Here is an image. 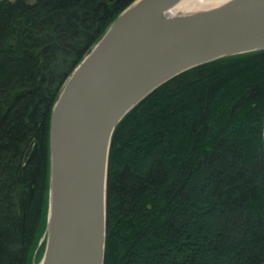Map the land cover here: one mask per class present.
Wrapping results in <instances>:
<instances>
[{"label": "trees", "instance_id": "obj_1", "mask_svg": "<svg viewBox=\"0 0 264 264\" xmlns=\"http://www.w3.org/2000/svg\"><path fill=\"white\" fill-rule=\"evenodd\" d=\"M133 1L0 0V264H32L55 100ZM263 130L264 50L198 64L147 95L113 133L104 264H263Z\"/></svg>", "mask_w": 264, "mask_h": 264}, {"label": "water", "instance_id": "obj_2", "mask_svg": "<svg viewBox=\"0 0 264 264\" xmlns=\"http://www.w3.org/2000/svg\"><path fill=\"white\" fill-rule=\"evenodd\" d=\"M178 1L131 2L64 81L50 118L49 208L40 264H104L112 138L129 111L193 66L264 50V0H226L164 17Z\"/></svg>", "mask_w": 264, "mask_h": 264}, {"label": "bare ground", "instance_id": "obj_3", "mask_svg": "<svg viewBox=\"0 0 264 264\" xmlns=\"http://www.w3.org/2000/svg\"><path fill=\"white\" fill-rule=\"evenodd\" d=\"M224 1L226 0H179L178 2L167 8L163 16H180L183 14H188L217 6L223 3Z\"/></svg>", "mask_w": 264, "mask_h": 264}, {"label": "rangeland", "instance_id": "obj_4", "mask_svg": "<svg viewBox=\"0 0 264 264\" xmlns=\"http://www.w3.org/2000/svg\"><path fill=\"white\" fill-rule=\"evenodd\" d=\"M85 56V55H84ZM82 60V59H81ZM49 208V207H48ZM46 231V229H45ZM45 231L43 232V235L41 236V238L39 239L38 243H37V246L34 250V253H33V259H32V264H39L40 263V260H36V254H37V251L38 249L40 248L41 244L43 243V241L45 242L46 244V234H45ZM45 249V248H44ZM44 253V252H43Z\"/></svg>", "mask_w": 264, "mask_h": 264}]
</instances>
